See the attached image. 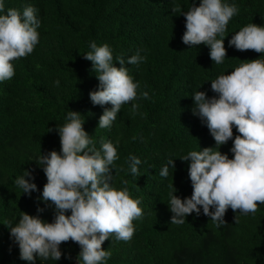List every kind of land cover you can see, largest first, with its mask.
I'll return each mask as SVG.
<instances>
[{"label": "trees", "instance_id": "trees-1", "mask_svg": "<svg viewBox=\"0 0 264 264\" xmlns=\"http://www.w3.org/2000/svg\"><path fill=\"white\" fill-rule=\"evenodd\" d=\"M228 2L235 3L239 13L227 26L226 58L216 65L208 46L189 48L181 40L185 17L172 8L186 11L191 0H5L6 8L36 7L41 26L34 51L13 61V78L0 82V264H28L19 259L18 246L3 222L15 223L21 211L36 215L38 204L44 207L37 197L46 176L34 159L40 150L59 151L56 128L65 123L70 110L85 118L83 127L98 149L101 140L119 142L113 184L118 189L126 187L132 198L139 199L144 213L133 221L130 240L118 241L113 236L103 242L102 248L111 252L106 264H264V204L257 202L256 212L248 215L229 209L226 223L217 226L195 213L181 225L171 224L166 202L171 183L181 199L192 193L188 162L176 156L215 145L208 128L192 114L191 95L197 90L215 95L211 79L231 72L242 60L262 55L229 47L228 40L248 23L264 24V0ZM91 41L98 46L107 43L114 57L131 56L137 50L146 57L138 66H126L140 84L138 91H148L149 98L137 99L136 112L131 104L123 105L110 129L97 125L104 108L111 105H93L89 98L99 84L92 62L83 55ZM114 63L119 67L118 61ZM233 134H237L235 127ZM231 144L229 140L220 147L229 158ZM129 155L141 159L140 176L130 173ZM169 157H175V169L161 178L159 171ZM25 169L32 171L39 190L31 196L14 184ZM39 215L51 222L53 208ZM60 247L59 261L37 260L36 264H77L79 245L69 240ZM65 253L72 259H66Z\"/></svg>", "mask_w": 264, "mask_h": 264}, {"label": "clouds", "instance_id": "clouds-1", "mask_svg": "<svg viewBox=\"0 0 264 264\" xmlns=\"http://www.w3.org/2000/svg\"><path fill=\"white\" fill-rule=\"evenodd\" d=\"M38 11L33 5L6 8L5 0H0V82L12 79L15 74L12 62L30 55L38 44L41 26ZM172 12L185 17L182 42L189 48L208 46L213 63L223 64L225 33L230 19L239 13L238 6L228 0H199L198 4L191 0L186 11L172 8ZM228 46L262 55L242 60L231 72L211 79L210 89L215 95L208 96L206 90L191 95L192 114L208 128L215 145L176 156L188 162L192 193L181 199L174 194L177 189L173 183L169 185L166 202L172 213L171 224L181 225L187 216L195 213L220 226L226 223L224 217L229 209L248 215L256 212L257 202L264 204V24L251 22L241 27L228 40ZM89 49L83 55L92 62L99 81L97 89L89 92V98L93 105H111L104 108L97 125L110 129L123 105L131 104L136 112L137 99L149 98L148 91H138L140 84L126 66H138L146 57L139 50L131 56L114 57L107 43L98 46L95 41L89 43ZM54 84L59 86L60 81ZM84 119L80 112L68 111L65 123L56 128L59 151L40 150L34 159L46 176L37 197L44 207L38 204L36 215L21 211L15 223L3 222L18 246L19 259L28 264H36L37 260L59 261L60 245L69 240L79 245L77 264H106L111 252L102 248L103 242L113 236L118 241L130 240L135 231L133 221L144 215L138 206L139 199L132 198L126 187L118 189L113 184L112 169L119 158V142L101 140L98 149L83 127ZM229 140L231 158L227 152L220 151ZM174 158L169 157L160 169L161 178L169 176L170 168L175 169ZM141 163L139 157L129 155L128 169L133 176L141 175L138 169ZM34 179L32 171L25 169L14 184L31 196L39 191ZM48 207L53 208L51 222L39 215ZM64 255L72 259L70 254Z\"/></svg>", "mask_w": 264, "mask_h": 264}]
</instances>
